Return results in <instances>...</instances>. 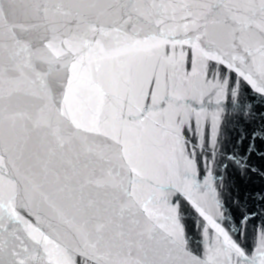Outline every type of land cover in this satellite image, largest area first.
<instances>
[{
	"label": "snow or ice",
	"instance_id": "obj_1",
	"mask_svg": "<svg viewBox=\"0 0 264 264\" xmlns=\"http://www.w3.org/2000/svg\"><path fill=\"white\" fill-rule=\"evenodd\" d=\"M243 85L264 98V0H0V264H264L255 212L221 223L217 158L255 173L264 140L222 150Z\"/></svg>",
	"mask_w": 264,
	"mask_h": 264
},
{
	"label": "water",
	"instance_id": "obj_2",
	"mask_svg": "<svg viewBox=\"0 0 264 264\" xmlns=\"http://www.w3.org/2000/svg\"><path fill=\"white\" fill-rule=\"evenodd\" d=\"M236 102L250 105L254 119L249 122L241 120L232 109L233 99L228 98L225 101V109L221 116L219 142L222 143L224 152L232 153L235 151L243 156L248 155L247 148L253 130H264V122L260 119L261 116H264V98L255 94L249 86L243 85ZM206 107H208L207 104ZM240 131H244L247 138L242 144L237 145L236 141ZM254 145L255 152L249 155L248 164L258 170L255 173L241 174L232 162L217 158L218 163H228L227 170H222L225 186L222 203L225 205L223 211L226 216L221 221L222 226L226 230L231 228L235 231L239 227L245 212H255L257 214L255 220H250L247 226L249 235H251L255 223L258 225L264 221V140L257 138ZM182 215L190 232L189 239L193 241L194 245L198 244L199 218L188 208L183 210ZM194 224L197 230H194Z\"/></svg>",
	"mask_w": 264,
	"mask_h": 264
}]
</instances>
